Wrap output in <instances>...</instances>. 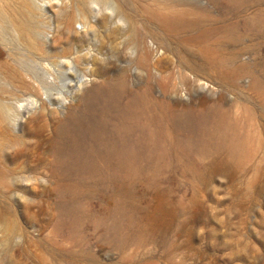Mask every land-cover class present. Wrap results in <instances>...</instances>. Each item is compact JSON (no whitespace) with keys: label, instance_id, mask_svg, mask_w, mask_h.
<instances>
[{"label":"rangeland","instance_id":"obj_1","mask_svg":"<svg viewBox=\"0 0 264 264\" xmlns=\"http://www.w3.org/2000/svg\"><path fill=\"white\" fill-rule=\"evenodd\" d=\"M91 118L135 165L78 178ZM0 264H264V0H0Z\"/></svg>","mask_w":264,"mask_h":264},{"label":"bare ground","instance_id":"obj_2","mask_svg":"<svg viewBox=\"0 0 264 264\" xmlns=\"http://www.w3.org/2000/svg\"><path fill=\"white\" fill-rule=\"evenodd\" d=\"M165 22L169 25L178 23L177 19L174 18H167ZM80 85H83V81L79 82V86ZM90 107L92 108H88L89 111L103 106L99 101L93 103ZM130 111L131 108L127 109L125 115L128 116ZM202 126V121L197 119L189 123L188 128L192 138L189 148L194 151H202L205 148L204 141L206 140H203L204 136L201 132ZM64 130L68 133L73 132L75 134V139L70 150L75 158H73V163L70 164V166L73 171L75 170L74 172L78 174V178L80 179L86 176L88 170H90L97 161L107 163L112 160H120L123 166L128 167L135 165V161L142 155L141 145L144 139L140 135L132 136L131 131L128 129H117L110 135L112 137H109L110 132L108 131L107 124L104 121H99L97 118H91L90 120L88 129L90 133L80 131L75 122L65 125L63 127V131ZM213 132L216 134L219 143L231 142L234 137L232 128L229 125L215 124ZM75 181L77 183L79 182L76 177Z\"/></svg>","mask_w":264,"mask_h":264}]
</instances>
